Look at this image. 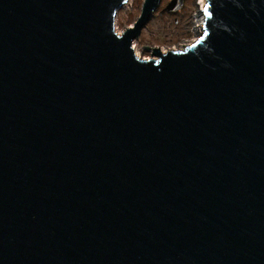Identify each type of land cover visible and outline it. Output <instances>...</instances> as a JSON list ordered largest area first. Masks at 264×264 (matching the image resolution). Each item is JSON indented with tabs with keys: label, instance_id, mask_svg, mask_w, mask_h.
Listing matches in <instances>:
<instances>
[{
	"label": "water",
	"instance_id": "1",
	"mask_svg": "<svg viewBox=\"0 0 264 264\" xmlns=\"http://www.w3.org/2000/svg\"><path fill=\"white\" fill-rule=\"evenodd\" d=\"M127 1L0 0V264H264V0Z\"/></svg>",
	"mask_w": 264,
	"mask_h": 264
},
{
	"label": "rangeland",
	"instance_id": "2",
	"mask_svg": "<svg viewBox=\"0 0 264 264\" xmlns=\"http://www.w3.org/2000/svg\"><path fill=\"white\" fill-rule=\"evenodd\" d=\"M171 0H161L151 19L142 28L140 36L134 41V51L140 57H152V48H173L195 42L198 31L199 0H184L177 11H166L164 7ZM144 0H131L120 8L116 14L115 29L122 33L133 25L140 15ZM133 45V44H132ZM186 47V46H185ZM156 58V57H155Z\"/></svg>",
	"mask_w": 264,
	"mask_h": 264
},
{
	"label": "bare ground",
	"instance_id": "3",
	"mask_svg": "<svg viewBox=\"0 0 264 264\" xmlns=\"http://www.w3.org/2000/svg\"><path fill=\"white\" fill-rule=\"evenodd\" d=\"M131 0H129V2H130ZM128 2V1H127ZM205 3H206V0H199V2H198V5H199V14H198V19H197V28H198V31H202V27H203V23H204V13H203V9H204V6H205ZM127 4V3H126ZM125 6V5H124ZM123 6V7H124ZM119 34V33H118ZM199 35H200V33H199ZM199 37V36H198ZM197 37V38H198ZM196 38V39H197ZM194 42V41H193ZM193 42H189V43H187V44H185V45H179V46H177V47H173V48H170V49H168V48H162V50L160 49V51L162 52V53H165V52H167V51H169V50H180V49H183V48H185V46L187 47L188 45H190V44H192ZM133 45H132V47H133V49L136 47V45H135V43L133 42L132 43ZM138 56H139V53L137 54ZM145 58V57H144Z\"/></svg>",
	"mask_w": 264,
	"mask_h": 264
},
{
	"label": "snow or ice",
	"instance_id": "4",
	"mask_svg": "<svg viewBox=\"0 0 264 264\" xmlns=\"http://www.w3.org/2000/svg\"><path fill=\"white\" fill-rule=\"evenodd\" d=\"M203 11H204V13H205L206 15L209 14V13H208V5H207V4H205Z\"/></svg>",
	"mask_w": 264,
	"mask_h": 264
},
{
	"label": "flooded vegetation",
	"instance_id": "5",
	"mask_svg": "<svg viewBox=\"0 0 264 264\" xmlns=\"http://www.w3.org/2000/svg\"><path fill=\"white\" fill-rule=\"evenodd\" d=\"M150 19H151V18H150ZM150 19H149V20H150Z\"/></svg>",
	"mask_w": 264,
	"mask_h": 264
}]
</instances>
